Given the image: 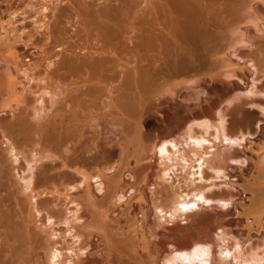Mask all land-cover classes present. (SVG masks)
<instances>
[{"label": "bare ground", "instance_id": "6f19581e", "mask_svg": "<svg viewBox=\"0 0 264 264\" xmlns=\"http://www.w3.org/2000/svg\"><path fill=\"white\" fill-rule=\"evenodd\" d=\"M38 1L41 11L37 12V18H32L34 34L25 32L23 28L17 31V21L13 20L16 15L11 13L13 0L8 1L6 9L0 14V185L5 183L14 195L19 213V218L14 221L0 212V238L4 237L11 248L10 264H204L205 260L207 264L264 262V256L243 254L242 243H247L249 239L235 242L231 247L226 245L224 239L233 233V211L236 218L245 219L248 237L263 230L264 147L255 150L246 145L250 135L228 132L226 118L219 109L214 121L199 120L194 113L199 105L186 106L187 117H182L175 129L165 128L171 122L166 113L171 109L170 102L174 101L178 88L167 89L149 106L136 102L131 92L124 89H129L127 81L130 78L139 79L145 75L140 64L129 61L118 65L116 73L119 79L122 78L119 84L116 82L119 86L105 85V78L98 75L113 59L112 52L85 51L84 55L76 53L64 58L62 52V57L48 61L45 67L47 72L60 75L69 66L74 68V73L83 69L88 77L82 80V85L75 81L69 89L59 93L49 92L44 87L35 90L33 75L40 67L26 58V52L35 49L44 53L36 37H42L48 43L53 32L60 31L59 16L66 11L65 7H61L66 0H50L53 15L49 18L44 14L49 10L43 3L45 0ZM165 1L137 0L132 4L130 34L133 36L128 39L132 51L144 47L152 39L148 26L145 25L146 29L139 23L140 27L137 28L139 21H147L152 14L154 19L158 18L157 10L170 6L172 1V7L176 4L174 2L185 7L195 1L196 5L190 3L186 9L194 6L204 17L197 19L204 53H190L187 56L189 65L181 75L186 77L195 72L197 63L204 61L207 66L215 68H212L215 74L204 82L206 87H212L216 80L221 83L231 79L244 82L239 89H226L227 102H232L237 96H245L247 101H252L253 96L263 95L256 87L258 81L254 79L260 73L259 66L244 57L238 58L244 60L243 64L240 63L236 58L238 55L235 57L236 54H231L230 50L236 52L238 46H253L248 31L242 26L252 23L257 32L263 31L264 22L256 7L259 3L264 5V0H215V3L213 0ZM97 12L101 18L110 15L107 6ZM221 12L227 14L226 17L234 15L237 20L228 31L232 32L228 40L230 50L212 48L215 51L210 47L208 32L203 33L200 28L208 30L212 15ZM6 13L10 16L13 14L9 21L3 17ZM153 18L151 16L148 24L145 23L149 25ZM50 22H53V30ZM232 55L238 62L234 61V57L233 60ZM246 72L253 76L251 82L245 80L246 77L250 78ZM193 84L195 81L187 80L181 87ZM253 102L247 104L254 106ZM131 113L137 115L136 127L130 122ZM7 116L11 118L3 119ZM150 119L149 123L159 134L154 138L145 131L146 122ZM91 125L95 129L108 127L106 135L116 131L114 139L106 140L104 145L110 150L118 148L121 160L128 157L130 141L137 140L132 169L116 172L115 165L108 166L99 153V135L89 140L91 145L87 142L86 132ZM194 126L200 127L201 132H193ZM130 127L136 128V137L128 135ZM35 138L31 148L21 149L26 141ZM52 144H70L72 150L55 154L49 148ZM223 148L230 151L224 159L221 158ZM239 148H248L255 153V169L242 184L245 199L234 202L233 196L213 191L219 187L216 183L197 185V182L211 180L207 181L206 171H211L217 178L227 170L225 164L245 161L247 155ZM152 161L156 164V171L151 165ZM176 166L181 167L183 176L176 186L169 185L171 191L167 194L166 202L156 198L159 195L158 183L171 181ZM194 169L197 171H192ZM54 182L60 183L62 188L49 190V184ZM181 182L183 185H180ZM147 190L155 198H149ZM49 196L63 199L65 211L61 221L53 217L52 208L46 201ZM181 204H195L196 207L184 210ZM224 204L228 207H224ZM205 206H210L214 212L196 213L197 208L204 209ZM152 215H155L159 225L173 224L189 215L194 219L187 229L175 225L157 232L158 225L151 221ZM41 216L38 226L37 218ZM59 225L65 227V240H70L68 248L64 250L71 253L66 261L61 260L63 251L55 243L37 246L40 236L37 229L41 232L44 227L52 240L61 235L55 230ZM198 246L208 249L206 256L203 251H195ZM25 247L30 252L22 250ZM34 247L45 251L44 258ZM115 247L120 249L116 259L113 253ZM182 253L187 255H178Z\"/></svg>", "mask_w": 264, "mask_h": 264}, {"label": "rangeland", "instance_id": "374dc122", "mask_svg": "<svg viewBox=\"0 0 264 264\" xmlns=\"http://www.w3.org/2000/svg\"><path fill=\"white\" fill-rule=\"evenodd\" d=\"M8 1L9 0H0V14L6 9V4L8 3ZM135 1L137 0H66L65 2H63L61 7H65L66 11L59 16L58 22L60 31L53 32L52 39L48 43L44 42L42 37H36L39 38L38 44L39 46H43L44 53H40L35 49H31L26 52V58L28 60H31L34 64L39 65L40 67L33 75L35 79L33 88L35 90H38L44 87L49 92L59 93L69 89L71 84L75 81L79 82V84L82 85V80L88 77L87 73H85L83 69H80L77 73H74V68L66 66V68L60 75H55L45 70L48 61L54 60L56 57H62V54L64 58V56H71V54L74 55L76 53L84 55L85 51L87 53L97 52L101 50L105 52H112L114 54L113 59H111L108 65L104 67V70L98 73V75L105 78V85H118L120 80L122 79H119V76L116 73L119 64L129 61L140 64V67H142L141 69H143L145 75L141 76L139 79L130 78V80L127 81L129 83V89L128 87H126V90L124 89V91L131 92L130 94L131 96L133 95L134 99H136V102H141L143 105L149 106L167 89L178 88L174 101L170 102L171 109L166 113V116L171 122L170 125H165V128L175 129L178 126L180 119L182 117H187L188 114L185 111L186 106L199 105L200 107L196 108V111L194 113L198 115L199 120L209 121H214L217 118L216 111L219 109L221 112L220 114H222V116L226 118L225 121L228 132H230L231 134L243 133L250 135L251 138L246 145L248 147L252 146L255 150L263 148L264 75L262 74V71L264 70V29L262 33L257 32V30L251 25L252 23H246L245 25H243L242 28H245L248 31V36L253 46H238L235 52L230 50L228 47V40L232 37V32L228 31L230 29V25H233L236 22V16H227V18V14H225L224 12V14L222 12L216 13L215 15H212L209 20L208 30H206L205 27L200 28L203 33L208 32V39L211 49L216 48L217 50H222V48H227L232 52L231 54H236L235 57L238 55V57H236L238 61H241L239 59L244 57L247 60H253L255 64L260 68V73L256 77H254V79L258 81L256 83V87L260 92H263V95L258 94L257 96H253L251 98V100L254 101L253 103L255 105L250 106L249 104H247L252 101H247L248 98L245 96H237L238 98L235 97L236 99H232V102H227L229 100L225 96L226 89H239V87L244 85V82H240V80L238 79H231L224 80L225 82L221 83L216 80L212 87H206L204 82L206 80L209 81L210 77L215 74V71L213 73V69L215 68H213L214 66L212 67L213 69L210 66H207L204 61L197 63L195 72L186 77L181 75L183 69L189 65L187 56L190 53L197 52V54L199 55L204 53L202 50V47L204 48V46H202L201 44L197 25V19L198 17L202 16L200 15L202 13L198 10V8L195 9L196 7L194 6H190V8L193 7L194 9H186V6L190 5V3L194 5L195 1L192 0L194 4L192 2H186L189 4L185 7L181 3L178 4L177 2H174V4H176L174 7H172L171 4L173 3V1L171 0L172 3L170 4V6L167 5L168 7L166 6L157 10L158 15L156 16H158V18H156L155 16L156 19H154V15H151L153 19L151 23H149V25H147V21L149 18L151 20V16L146 19L147 21L145 22L147 24L144 21H139L136 24L137 28L139 29L140 27L139 23H142L141 26L143 27L144 25V28L148 26V30L151 33H148V31L147 33L149 35L151 34L152 39L146 45H144V47H140L137 51H132L130 49L128 39L130 36H133V34L130 33L133 23L132 4ZM168 1L171 2L170 0ZM182 1L183 0H181V2ZM214 1L215 0H213L212 2L215 3ZM165 2H167V0ZM218 2L220 1L218 0ZM43 3L49 8V10L44 12V14L51 18L53 14L50 10L52 7L50 0H45V2ZM104 6H107V8L110 10V12H108L110 13V15L102 16L101 18L97 10L102 9ZM40 7L41 5L38 0H13L11 13L13 12V14L16 15L13 20L17 21V31L20 30V28H23L25 29V32L34 34L35 29L32 18H35L36 15H38L37 12L41 11ZM256 9L264 22V5L259 3L257 4ZM6 14H3V17L6 21H9L12 18L13 14L11 16ZM50 25L53 30V22H50ZM146 29L141 28V30H145V32ZM159 29L161 30V32H158L160 31ZM229 50L228 52H230ZM195 54L196 53H194V55ZM201 56L199 57L200 59L202 58ZM233 57L234 55H232V58ZM236 58L234 61L238 62ZM240 63L243 64L244 60H242ZM246 74L250 78L247 79L246 77L245 80L251 82L253 76H250L248 72H246ZM187 80H193L195 81V84L181 87L182 83ZM127 85L128 84H124V86ZM123 88L124 87L122 86V89ZM126 94L130 96L129 93ZM256 104L257 106H259L257 107ZM127 114L130 115V113ZM131 115L132 116H129V119L131 118L130 120L132 121L130 122L133 123L134 126V124H137L138 121L136 118L137 115L134 113H131ZM10 118L11 116H7L3 119L8 120ZM150 121L151 119L146 122V125H148L145 127V131L154 138L159 134L158 131L153 128V124L149 123ZM136 124L134 127H136ZM130 128L129 132H127L128 135L135 136L134 132H136V128H131L133 131L131 132L132 134L130 133ZM107 131L108 127H105L104 129H95L94 125H91V127L86 132V135L88 137L87 142L91 145L92 143H90L89 140H94L99 135V153L102 155L105 161H107L108 166L115 165L117 167L116 172H120L125 168L132 169V163L136 158L135 149L137 147V140L129 139V141L131 140L130 142L132 143L131 146L129 145L130 152L128 153L127 159L121 160V158L119 157L118 148L110 150L108 147H106V145H104L107 141L113 140L115 136L114 134L116 133V131L114 130L115 133L110 132L106 135V133H108ZM193 132L200 133L201 128L198 126H194ZM35 140L36 138L29 139L21 147V149L27 147L31 148L35 143ZM49 148L55 154H60L66 150L70 151V149L72 150L70 144H64L61 146H54L52 144ZM223 151L224 152H222L223 155L221 157L222 159L226 158L230 153V151L225 148H223ZM239 151H242L247 155V159L245 158V161L241 160L238 163L229 162L225 164L227 170L222 173L221 176H217V178H215V175L211 171H206V177L208 178L207 181H209L210 178L211 180L206 183L197 182V185L210 186V184L216 183L219 187L217 189H214L213 191L233 196L234 202L245 199L246 193H244L242 189V184L255 169V153L253 150L248 148H239ZM151 165L156 171V164L152 161ZM174 170L175 175L172 174L171 178L173 179L171 181L166 183H158L159 186L157 187V191L159 188V195H157L156 198H159L165 202L167 201V194H169L171 191L169 185L176 186L180 178L183 176V172L180 166L174 167ZM126 171L128 170H125V172ZM192 171L196 172L197 170L194 169ZM59 184L60 183L58 182H54L52 184L50 183L49 190H53L56 187L62 188ZM142 184L143 183H141L140 185ZM180 185H183V182H181ZM39 188L45 187L39 186ZM147 191L149 198H155L151 197L149 190ZM42 200L41 202L43 203ZM46 201L52 208L51 210L54 219L56 221H61L65 211L63 199L58 196H49L46 198ZM230 210L233 211L232 208H230ZM219 211L222 210H216L215 212ZM0 212H2L3 214H7L14 221L19 218L14 195L11 193L5 183H2V186L0 185ZM206 212L213 213L214 210L212 211L210 206H205L204 209H196V213L198 214ZM40 219H42V216L37 218L38 226H40L41 224ZM193 219L194 216L189 215L182 220L175 221V223L173 224L159 225L160 223L157 221L155 215L151 216V221L158 225L157 232L162 231L164 228L172 227L175 225L187 229L191 225ZM233 219L235 220L233 233L224 237L226 245L231 247L235 242H243L249 239L247 243H242L243 254L245 256H248L250 254H256L259 257L264 256V227L263 230L258 234L254 233L252 234V236L248 237L245 227V219L236 218L234 211ZM55 230L58 231V233H61V235H58L57 238L50 240L49 232L44 227L41 232L37 229L36 232L40 235L38 237L37 246L39 248L41 244L47 245V243L50 242L55 243L59 247V249L63 251L61 260L66 261L71 253L64 252V250L68 248L70 240H65V238L63 237V233L65 231V227L63 225L57 226ZM96 241L97 239L95 240V242ZM37 246L35 245V247ZM35 247V251L37 250L38 253L41 254V256L44 258V256L46 255L45 251L43 249H37ZM10 249L11 248H9L8 246V241L4 237H1L0 264H10ZM22 250L30 252V249H28L27 247L23 248ZM118 250L120 249L118 248ZM118 250L115 247V250L113 252L114 259L119 257V253L117 252ZM260 264H264V262H261Z\"/></svg>", "mask_w": 264, "mask_h": 264}, {"label": "snow or ice", "instance_id": "6c2138e0", "mask_svg": "<svg viewBox=\"0 0 264 264\" xmlns=\"http://www.w3.org/2000/svg\"><path fill=\"white\" fill-rule=\"evenodd\" d=\"M232 143H237V141H232ZM161 151H163V149H161ZM199 199H203V198L200 197ZM205 203H211V201H205ZM223 206H224V207H228L227 204H224ZM180 207H181V209L187 210L189 207H191V208H195L196 205H195V204H192V205H188V206H186V205L181 204ZM195 251H203L204 254H205V256H206L207 253H208V249H206V248H205V249H201L199 246L195 249ZM178 255H185V256H186L187 253H182V254H178ZM204 264H207V261H206V260L204 261Z\"/></svg>", "mask_w": 264, "mask_h": 264}]
</instances>
